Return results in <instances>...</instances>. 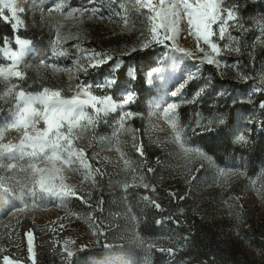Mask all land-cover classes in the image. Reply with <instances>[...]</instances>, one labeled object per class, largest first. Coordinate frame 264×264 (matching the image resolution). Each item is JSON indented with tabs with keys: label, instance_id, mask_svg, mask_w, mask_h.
<instances>
[{
	"label": "rangeland",
	"instance_id": "rangeland-1",
	"mask_svg": "<svg viewBox=\"0 0 264 264\" xmlns=\"http://www.w3.org/2000/svg\"><path fill=\"white\" fill-rule=\"evenodd\" d=\"M7 2L15 15L0 4V24L12 33L0 42V67L15 65L23 79L0 80V94L15 85L0 99V144H18L23 136V128L10 127L25 115L24 101L15 100L18 91L59 89L71 97L85 84L117 103L128 92L134 98L102 114L74 141L85 150L95 177L85 180L82 169L64 173V182L75 185L82 199L33 192L25 171L35 162L28 155L32 149H0V187L8 189L0 190V264L5 255L20 264H264V153L247 152L264 132V91H255L264 88V39H257L264 0H223L221 8L235 6L243 27L230 22V34L238 38L233 47L240 51L223 50L219 66L199 62L203 53L195 52L183 18L176 44L192 50V58L171 50V44L131 52L149 26L150 13L136 0ZM214 39L222 48L230 43ZM92 53L113 59L88 67ZM81 65L86 71L77 70ZM172 103L185 147L202 155L185 156L173 142L162 115ZM42 111L33 102L29 119ZM35 126L45 125L40 120ZM240 134L244 141H237ZM134 144H142V156ZM27 232L34 237L32 259ZM65 248L73 251L71 258ZM169 248L171 253L161 250ZM200 249L208 260L194 254Z\"/></svg>",
	"mask_w": 264,
	"mask_h": 264
},
{
	"label": "snow or ice",
	"instance_id": "snow-or-ice-1",
	"mask_svg": "<svg viewBox=\"0 0 264 264\" xmlns=\"http://www.w3.org/2000/svg\"><path fill=\"white\" fill-rule=\"evenodd\" d=\"M223 0H136V3L145 11L149 12L148 16L149 26L146 32L141 33V39L138 41L139 47L133 46L131 52L137 50H145L153 45L167 46L171 44V50L180 53L184 57L192 58L195 53L187 48L179 47L176 41L181 33L180 21L185 19L187 22V36L195 41V52L203 53L200 58V63H207L209 65H220L221 61L218 57L223 50L239 52V46L233 47V43L238 38L231 36L229 28H242L243 25L239 23L235 6L221 8ZM0 4L13 11L15 9L11 2L5 3V0H0ZM222 11L226 15H222ZM183 14V17L182 15ZM71 15V13H70ZM216 26L214 30L213 26ZM17 25L13 24V28ZM261 35L257 36L258 40L264 39V26L260 29ZM218 40H225L230 43L223 45V48L217 42ZM21 44L27 43L20 41ZM206 46V48L204 47ZM124 55L129 54L125 50ZM15 60L17 53L12 54ZM89 63L88 67H99L105 63L110 62L113 57L106 53H92L87 57ZM117 67L115 70H118ZM78 71H86V68L81 65ZM67 71V69H66ZM156 70L153 69L148 73L151 77ZM10 78L23 79V73L16 70L15 65L10 67H0V80L8 81ZM247 79V77H244ZM114 81L110 82L113 83ZM15 85L8 86L6 90L0 94V99H4L13 93ZM91 85L78 84L75 94L71 97H64L62 91L59 89L53 90L44 88L40 93L33 95L18 91L15 93V100L17 103L24 101L25 107L21 111L25 114L23 118L19 119L15 124L10 125L12 128H23V136L18 144H0V149L5 152H12L13 150L24 153L25 148H31L32 151L28 153L35 162L31 163L25 170L29 174L32 185V191L39 189L41 192L50 194L54 197H77L75 185H70L64 182V173L79 172L84 170V179L93 180L94 174L92 165L89 163L85 150L76 146L74 141L79 139L82 132L89 128L95 127L101 115H107L109 112L115 111L119 107L130 103L134 94L128 92L123 96L120 103H117L112 96H99L92 92ZM255 91H264V88H256ZM175 95V93H173ZM39 102L43 105L42 112L34 113V121L29 119L31 112V104ZM264 108V103H261ZM91 108L92 114L86 109ZM177 105L175 103L169 104L163 109V118L168 122L172 130V140L180 148V150L187 156L191 152L201 154L199 149H192L185 147L184 128L181 126L176 116ZM132 113H125L119 122V127H124V118L130 117ZM42 120L44 128L39 129L35 125ZM224 121L221 119L220 123ZM249 122L254 123V120ZM237 141H244L245 137L240 134L236 137ZM136 152L143 155L142 144H134ZM117 151H120L119 143L116 145ZM123 155V154H122ZM126 166H130L128 161H125ZM11 167V166H10ZM149 172L153 169L149 168ZM95 173H99V169H95ZM142 179V178H141ZM57 181L59 183H57ZM129 187L128 184L124 185ZM143 187L148 188L147 184ZM0 190L8 191V189L0 187ZM154 190V189H153ZM170 195L175 196L174 193ZM149 200L148 196L144 197ZM183 199V197H180ZM154 206L159 209L161 206L155 201H151ZM63 227V225H61ZM27 237V251L29 259H32L33 240L34 237L31 232L26 233ZM74 243V241H65V244ZM171 253L173 250L161 249ZM66 255L71 258L74 253L68 248H65ZM3 264H20L18 260H13L9 256L3 257Z\"/></svg>",
	"mask_w": 264,
	"mask_h": 264
},
{
	"label": "trees",
	"instance_id": "trees-1",
	"mask_svg": "<svg viewBox=\"0 0 264 264\" xmlns=\"http://www.w3.org/2000/svg\"><path fill=\"white\" fill-rule=\"evenodd\" d=\"M10 34H12L10 29H8L6 25L0 24V42L3 41L4 36H9ZM120 74H123V71H120ZM226 143L228 144L227 140H226ZM247 152H249V155L251 156H259V155L261 156L264 153V132L259 133L258 140L254 142V144L251 146V148H249ZM194 254L200 255L201 257H203L204 260L209 259L208 252H206L203 249L196 251V253Z\"/></svg>",
	"mask_w": 264,
	"mask_h": 264
}]
</instances>
